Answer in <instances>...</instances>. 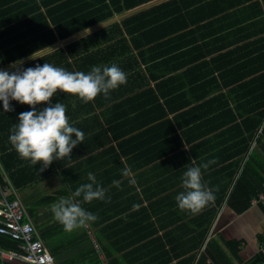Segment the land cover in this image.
<instances>
[{
	"label": "trees",
	"instance_id": "obj_1",
	"mask_svg": "<svg viewBox=\"0 0 264 264\" xmlns=\"http://www.w3.org/2000/svg\"><path fill=\"white\" fill-rule=\"evenodd\" d=\"M150 1L154 0H0V69ZM240 43L241 47L209 60ZM45 63L84 73L93 66L116 64L127 74V82L112 90L108 98L101 94L89 103L63 92L52 98L51 105H65L69 124L79 128L85 139L73 149L71 161H54L43 172L40 164L29 162L27 167L17 163L20 156L12 145L1 148L10 143L18 115L31 111V106L11 101L15 110L5 113L0 101V169L16 190L58 171L66 197L88 183L87 175L93 173L107 190L110 202L94 201L82 207L98 217L91 224L102 225V232L115 225H103L102 208L108 210L115 201L130 203L122 209L125 211L149 199L150 188L142 185V174L122 180L125 167L134 171L149 166L158 177L182 181L185 166L192 160L193 166L204 162L200 158L209 151L211 134L235 142L212 155L214 158H219L222 150H235L240 143L244 145L237 154L247 157L252 138H259L264 150V0H169L22 66L35 68ZM225 88L229 89L222 92ZM48 106L38 105L37 110ZM242 157L230 165L234 182L223 198L236 212L246 210L261 189L257 187L264 184V176L251 165L254 157L249 156L243 164ZM219 159L217 163L225 160ZM255 163L264 171L263 162ZM132 178L137 185L129 184ZM114 180L121 181L119 187L113 185ZM137 186L141 187L139 193ZM24 202L31 216L32 208ZM93 205H98L95 209L99 212ZM209 205L199 217L203 219L202 237L215 213ZM157 208L154 215L162 213ZM150 217L141 206L118 222L129 221V228L144 230ZM47 232L41 231V235L46 238ZM143 239L142 234L127 240L118 251ZM100 240L107 252L104 239ZM18 246L19 242L0 235L2 251L18 253ZM164 255L169 262L170 254ZM261 263L264 256L249 264ZM196 264H205V260L200 258Z\"/></svg>",
	"mask_w": 264,
	"mask_h": 264
},
{
	"label": "crops",
	"instance_id": "obj_2",
	"mask_svg": "<svg viewBox=\"0 0 264 264\" xmlns=\"http://www.w3.org/2000/svg\"><path fill=\"white\" fill-rule=\"evenodd\" d=\"M242 45L240 43L229 47L223 52L211 56L209 60ZM227 89L229 88H225L222 92H226ZM18 119L19 115L16 121H19ZM216 133H218V130H216ZM244 137L246 138V136ZM209 139L211 140L208 147L209 151L205 153L204 158H200L204 160L203 163L212 159L220 160L219 158L225 160L222 163L218 162L211 165L206 171L202 169L203 182L208 187L215 189V201L209 205L210 208L214 209L215 213L211 224L205 231L204 237L200 235L202 229L200 223L203 219L199 217L206 210H202L196 215L188 211H181L177 206L176 196L184 191L182 181H179V179H168V177L165 178L164 176L158 177L155 173L156 171H151L149 166H144L134 171L131 169L133 177L142 174L140 179L142 185L150 188L147 193L149 199L144 200L143 204L138 206L146 207L148 214L151 215L150 220L146 222L149 227L144 230L129 228L132 223L129 221L118 222L119 219H124L132 212H135L138 207L122 211L126 206H130V203L115 201L108 210H105L106 207L100 210V216L106 219L103 225L113 223L115 225L112 228L102 232V225L95 226L89 223L87 227L75 229L70 233L66 232L63 225L54 219V214L51 212V206L58 202L60 197H66L62 194L65 186L58 171L48 174L44 179L33 183L30 187L27 186L21 190H15L18 199L22 201L26 209L25 200L32 208V215L30 216L28 212L27 214L33 226L38 229L41 238L44 239L47 248L54 256L56 264H102L101 254L109 264H159L160 260H166L167 255H164L166 252L170 254L171 258L169 262L165 261V263L160 264H190V261L192 263L193 260L194 264L200 258L205 260V264H249L257 256H264V253L261 254L260 252V249L264 247V184L261 187H257V189H261L258 191L257 196L251 199L246 210L236 212L228 207L223 198L224 196L226 197L227 191H231L234 182V176H231L233 167L230 165L240 161L242 156L237 154V149H241L244 143H240V146L238 148L235 147V150H222L218 156L219 158H214L212 155L222 148L226 149L227 146L235 144V142H233L232 138L222 141L218 137L212 136V134ZM256 139H251L248 156L242 157V164L249 156H253L255 160L251 161L252 167L258 171L259 175L264 176V171L261 170L259 165L256 166L255 163H264V150L258 144L259 138ZM221 142L226 144L219 146ZM247 142L249 140L246 138V144ZM9 145L11 143H5L1 148L9 147ZM189 148L190 146L187 145L186 150H189ZM29 162L21 157L17 158V163L28 164L25 165L27 167ZM226 167L229 168L227 169ZM0 176L2 180L0 187L2 189L6 188L8 181L1 169ZM125 179L124 177L122 180ZM135 185L137 184L135 183ZM140 188L136 187L138 193ZM121 191H124V189H121ZM130 194L131 192L128 195ZM13 199L14 196L10 195L7 197L8 201ZM96 207L98 208V205ZM96 207L93 205L91 208L95 209ZM157 207L160 208L162 213L154 215L153 211L158 209ZM204 209L207 208L205 207ZM95 210L99 212V209ZM45 230L48 231L46 238L41 235V231L44 232ZM142 234L144 237L143 242L141 240L140 243L134 244L126 250L118 251V247L127 242V240L136 239ZM99 238L104 239L107 252L103 251V242ZM158 238L162 240L165 248L161 247ZM93 239L97 240L96 243L102 249L101 253L97 251ZM0 251L2 250L0 249ZM2 252L4 253V251ZM5 253L10 252L5 251ZM0 264L26 263L18 259L10 260L0 257Z\"/></svg>",
	"mask_w": 264,
	"mask_h": 264
},
{
	"label": "clouds",
	"instance_id": "obj_3",
	"mask_svg": "<svg viewBox=\"0 0 264 264\" xmlns=\"http://www.w3.org/2000/svg\"><path fill=\"white\" fill-rule=\"evenodd\" d=\"M23 63V60H18L12 64L11 67L15 69L12 72L0 69V101L5 113L15 110L11 101L31 106V111L19 114V122L12 127L9 140L22 159L30 161L32 165L40 164V172H43L54 161L65 158L71 161L73 149L85 139V134L79 128L69 124L65 105H51L52 98L58 92L79 97L84 103L95 101L101 94L108 98L112 90L126 84L127 74L116 64L93 66L88 73H84L69 72L49 63L24 68ZM41 104L49 106L38 111L37 106ZM216 163L217 160L212 159L193 166L195 160H192L185 166L186 171L182 176L184 191L176 196L181 211L196 215L214 203L215 189L203 182L202 169L206 171ZM121 175L133 177L128 167L122 169ZM87 179L88 183L81 184L68 197H60L51 206L54 219L63 225L66 232L87 227L98 220L96 215L82 207L83 203L110 202V197L106 200L107 190L97 182L96 176L89 172ZM112 183L119 187L121 181L114 180ZM135 183L134 178L129 179L130 185Z\"/></svg>",
	"mask_w": 264,
	"mask_h": 264
},
{
	"label": "built area",
	"instance_id": "obj_4",
	"mask_svg": "<svg viewBox=\"0 0 264 264\" xmlns=\"http://www.w3.org/2000/svg\"><path fill=\"white\" fill-rule=\"evenodd\" d=\"M14 196L11 201L7 200L8 196ZM0 235L19 242L20 253H3L0 251V257L18 259L26 264H56L55 258L47 248L44 239L41 238L38 229H36L28 214L27 209L20 199H18L16 190L6 183V188L0 187ZM93 242L99 253L102 249ZM261 254L264 253L260 249ZM101 263L108 264L106 258L101 254ZM264 264V263H263Z\"/></svg>",
	"mask_w": 264,
	"mask_h": 264
},
{
	"label": "water",
	"instance_id": "obj_5",
	"mask_svg": "<svg viewBox=\"0 0 264 264\" xmlns=\"http://www.w3.org/2000/svg\"><path fill=\"white\" fill-rule=\"evenodd\" d=\"M166 1H169V0H154V1H150L149 3H146L144 5L136 7L134 9L129 10V11L125 12V13H122V14H120L118 16H115L112 19L108 20V22H105V23H103V24H101L99 26H96V27H94V28H92L90 30H87L86 32H83V33H81V34H79V35H77V36H75V37H73V38H71L69 40L66 39L64 41H61L60 43H58L57 45H55V46H53L51 48L45 49L43 51H40V52H38V53H36V54H34L32 56H29V57L23 59V61H24L23 64H26V63H28L30 61H33V60H35V59H37V58H39L41 56H45V55H47L49 53H52L53 51H56V50L62 48L63 46L68 45L69 43L76 42V41H78L80 39H83V38H85V37L97 32V31H100V30L112 25V24L119 23V22H121V20H123V19H125V18H127L129 16H132V15H134L136 13H139L141 11L147 10L150 7H154L156 5L164 3ZM13 69L14 68H12L11 65H10L8 67H5L3 70L10 71V70H13Z\"/></svg>",
	"mask_w": 264,
	"mask_h": 264
}]
</instances>
